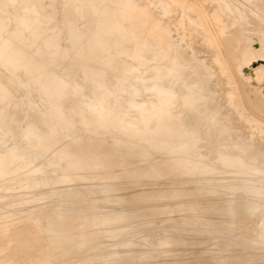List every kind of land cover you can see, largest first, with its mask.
Here are the masks:
<instances>
[{
  "label": "bare ground",
  "instance_id": "obj_1",
  "mask_svg": "<svg viewBox=\"0 0 264 264\" xmlns=\"http://www.w3.org/2000/svg\"><path fill=\"white\" fill-rule=\"evenodd\" d=\"M17 1L20 8L24 5L30 6L29 0ZM145 1L146 2L144 5H140L136 0H126V7L132 17V22H137V24L140 26L137 28L138 33L141 36L146 35L147 38L146 42L141 48L140 56L143 57V60L141 61V64L138 66V68L143 67L144 70L148 71L152 65H155V68L151 70L152 74L145 77L132 76L130 79L131 83L124 84L121 82L124 76L126 74L134 75L135 70H126L123 68L118 70L119 75L116 76V79L111 84H105L104 80L101 78H96L92 81H85L82 83L85 85L87 90L82 94L83 99H87L89 96H91L93 99H96L98 106H103L101 100L103 93L100 86H105L107 90L106 95L109 101L112 100L115 92L116 95H120V98L112 109V118L108 122L111 135L107 136L106 138L89 140L86 135H84L82 131L78 129L77 133L81 137L77 142H73L70 139L71 136L69 132H66V124L57 128H54V124H52L49 130L44 129L41 134L37 132L38 128L35 123L23 127L22 129H12L5 120V115L7 114L5 107L9 104V98L6 92L8 89L12 90L16 97H19V100L10 103L9 109L13 125L16 126L20 125V121L16 119L17 112L21 111L25 118L28 119L31 115V108H35L41 116H48L51 121L56 118L63 120L64 117L62 109L60 107H50V99L48 97L51 96L52 100L61 102L62 98H68L74 94L73 87L80 83V80L76 79L73 80V83H68L70 80L69 74L72 73V71H77V69L75 70L74 67L71 68L72 65L69 67L68 65L64 64L67 66L68 71H70V73H67L63 78L64 81H67L66 83L68 85L66 83H60V72L54 73L51 71L48 73L46 71H41V81L45 85L49 86L52 90L51 94L47 95L44 93L45 100L44 103H41L37 96L30 95L31 86L29 85V81L21 80L17 76L8 74V71L2 66L4 65L3 62L0 61V135L5 136L4 144L7 146H5L7 148L6 150L14 151L15 154L23 157L27 163H31L34 174L32 177L33 182L30 184L28 188L29 190H27L28 192L26 194L24 193L25 197L21 200L24 213L18 214L16 211L11 210L10 215L23 219L27 218L29 214H34L32 215V220L33 223L36 224V219L39 217V212L43 208L41 207L40 210L37 209V200H40V202L49 201L50 205L52 206V216L50 217V220L46 222V230L44 229V231L48 232L50 239L54 236L51 233V227L53 226L54 229H57V227L54 226L57 225V222L61 223V218H63V216L65 217L69 213H79V217L82 218V222L79 225H75L78 226L77 236L75 234L76 232L74 233L75 235H72L76 236L75 238L72 237L73 239H77L78 237L76 244L77 247H75L76 245L74 246L77 248L75 252L77 251L78 253L76 252V254L73 251V246H71L72 250L69 249L70 246H68L69 248H66L67 250H65V252L67 251L68 253L69 250L71 253L74 252L76 256L73 257V255V259L68 257L72 259H68L69 261H60L58 251L52 249L47 254L48 256L46 263L48 264L145 263V261L149 259L150 256L148 249L152 248L148 247L147 249L142 247L140 244H138L139 239L135 240V238L145 234L151 227L150 224L157 220H165L175 223L185 222V224L189 226L187 230L190 233L199 235L206 230H209V228H228L235 225L234 204L237 201V193H241L242 197H244L243 200L245 202L243 204L245 206V210L247 209L251 212H255L264 207V147L262 146L263 148L258 149L257 151L255 148L254 151L252 149L254 146L252 145L251 141H245L242 136L241 139L231 136V132H229V129L226 125L227 123L225 124L226 118L219 113L221 108L218 109V103L214 102L216 100L213 99V97L205 88L207 81L213 76L212 72L207 68L203 61L196 58L194 52H191L189 55L185 52V49L180 46V44H176L170 37L171 35L169 28L162 24L161 20L153 16L151 8H154L157 12H159L161 15L160 17L165 18L170 12V5L168 3L172 2L173 0H167L169 1L168 3H166L164 0ZM0 2L10 3V0H0ZM187 3L189 4V2ZM254 5L256 4L254 3ZM36 8L39 12L45 13V7L39 0L36 2ZM89 8L84 10L83 16L86 20V23L84 22L86 30L91 31L94 26L93 21L95 16L92 14ZM259 8H261V6ZM10 11L12 13L11 17H16L15 11L13 9ZM243 15L241 17H243ZM72 16V6H67L64 11V17L65 19H70ZM6 18L9 17H5L0 14L1 20ZM115 19H117L116 22H120L119 16ZM78 21L80 22V20ZM131 27H133V25H131ZM215 32H213L212 36H214ZM29 34L31 35V33ZM253 34L258 36V42H256L257 44H251L253 40L250 39L249 40L252 42L249 44L250 41L247 42L248 39L246 38V42L249 45H245V42L241 49L239 48L238 72L243 77V80L246 81V83L249 85L256 84L258 88L257 90L262 91L261 88L264 87V31L257 30L254 31ZM134 40L131 42V44H129V46H125L123 37L117 34L110 38L109 44L117 53L120 50H123L124 52L131 54L133 52ZM67 48L69 47L67 46ZM214 50L213 52L215 53L216 50ZM212 57L214 62L220 66V70L224 71L222 67L223 61L221 60V62L215 55ZM153 58H155V61L152 60ZM162 58H165L166 61H162ZM254 62H256V67H252ZM56 63L58 64V62ZM173 63L178 65L176 72L180 73L188 70L197 77L202 88V90H200L201 92H197L199 94H193L189 86L183 85L182 88L186 91L185 97L187 101L185 103V107L178 112L176 117H173L172 114L169 113L170 111H168L167 108L169 103L167 100L161 99L160 92H158V99H151L149 101L152 105L151 108H142L140 106V102L135 99V97H138L141 94L140 89L135 84L137 83L141 86H144L147 82H150L153 86L160 90L165 85L169 86L176 83L179 80L178 77L172 72H169V68L172 67ZM45 65L48 64L45 63L44 66ZM235 72L236 71H234V73ZM45 73H47V75H45ZM78 74L80 73L78 72ZM90 74H92V72H90ZM79 76L84 77L82 74ZM261 93V97H258V101L261 105H258L264 108V92ZM37 95L40 94L37 93ZM159 98L161 100H159ZM173 103L175 102L173 101ZM88 104L93 110H96V107L93 103L89 102ZM199 106L202 108L200 111L198 110ZM224 110L226 111V109ZM229 110L227 111L229 112ZM190 118L195 119L196 125L194 127L187 122V120ZM43 122L46 126L48 125L47 121L44 119ZM195 127L199 128L206 134H217V137L219 138H232L231 146H226L224 144L223 146H226L229 151H235L236 153H222L221 156L217 157L214 163H210L204 158L200 157L198 154L200 138L198 131L195 130L197 128ZM137 130L139 131L138 133H136ZM13 132H15L14 135L18 139H21L12 140L11 136ZM259 138L260 140L262 139L261 137ZM215 140L218 141L217 139ZM105 143L110 145L109 148L104 147ZM119 144L123 145L127 149H132L136 145H141L143 150L138 151V153H135L134 155L128 154L126 151L118 149ZM89 147H93V149L90 151ZM2 149L0 147V150ZM42 160L53 166L54 172L57 173L55 177H51L52 183L55 182L57 184L55 188L51 187L49 184L50 182L46 183L43 179L44 177L42 178V176L36 175L37 165H39ZM249 161L254 165H248ZM0 165H2V163ZM138 169L143 172V176L140 177L137 175ZM194 174L197 175L194 176ZM28 181V179L23 180L24 183H27ZM147 186H149V188H145ZM166 190H174L177 193V199L170 201L165 200V198L161 199L158 197L160 193H163ZM34 191L40 192L38 194H33ZM94 192H96V194L100 193L97 201L99 207L95 210L91 207L95 202V196L93 197ZM52 194H61L64 197L63 203L66 210L65 214L62 212L61 206H55L52 204ZM85 195L89 196L90 199L87 201L83 200L82 197ZM237 206V209H239L240 204ZM164 209L168 210L166 214L161 213V211ZM194 213L202 215L204 219H206L202 224V227L200 224L195 223L196 221L193 222L191 220ZM240 213L237 212L238 216ZM244 213L245 212H242L241 214L244 215ZM247 213L248 212L246 211L245 216ZM243 215L240 216L244 217ZM250 216H254V214L252 213ZM71 218L74 222L75 218ZM252 220H254V217ZM42 222L44 223V221ZM245 223L247 222L245 221ZM67 224H69V228L70 225L72 227V221H69ZM67 224L62 226L63 234H66L63 231V227L67 226ZM252 226H255V223ZM85 227L86 231L89 233L85 231ZM59 228H61V225ZM69 228L67 230H70ZM86 233L89 236L87 240H85L87 236ZM1 234L3 233L0 231V235ZM63 237L65 236L63 235ZM260 239L264 240V229L260 231ZM65 240L62 242L64 243ZM10 241H12V239H10ZM65 243L62 244L64 248L66 247ZM71 243L73 244L74 242ZM125 243L130 244L125 245ZM166 257V250H164L160 254L159 261L162 262Z\"/></svg>",
  "mask_w": 264,
  "mask_h": 264
},
{
  "label": "rangeland",
  "instance_id": "obj_2",
  "mask_svg": "<svg viewBox=\"0 0 264 264\" xmlns=\"http://www.w3.org/2000/svg\"><path fill=\"white\" fill-rule=\"evenodd\" d=\"M39 1L45 7V13H41L37 10V0H29L30 6L24 5L21 8H15L16 10L13 9L15 11L16 17L14 16V18L11 17L3 20L0 19V61L4 64L2 66L5 70L8 71V74L17 76L21 80H28L30 83L29 85L31 86L30 95L37 96L41 103H44L45 94L48 95L52 93L51 88L41 81V71H46L48 73L51 71H53L54 73L60 72V83L65 84L67 81H64L63 78L67 73H70V71H68L67 69V66L65 65H68L69 67L72 65L71 68L74 67L75 70L77 69V71L80 74L84 75V77L79 76L80 74H78L77 71H72V73L69 74L70 80L68 83H73V80L76 79L80 80V83L73 87L74 94L68 98H62L61 102L52 100L51 96L48 97L50 99V107H60L62 109L64 117L63 120L56 118L51 121L48 116H41L35 108H31V115L28 119L25 118L24 114L21 111H18L16 119L20 121V125H13L9 110L10 103L19 100V97H16L14 95V92L10 89H6L9 98V104L5 107V110L7 111L5 120L12 129H22L23 127L35 123L38 128L37 132L39 134H41L44 129L49 130L52 124H54V128L66 124V132H69L71 136L70 139L73 142H77L81 137L77 133L78 129L81 130L89 140L100 138L102 139L110 136L111 132L109 131L108 122L112 118V109L115 103L120 98V95H116L115 92L112 100L109 101L106 95L107 90L105 86H100L103 93L101 97L103 106H98L96 99H93L91 96H89L87 99H83L82 94L87 90L85 85L82 83L85 81H92L96 78H101L104 80L105 84H111L116 79V76L119 75L118 70L123 68L126 70H135L134 75L126 74L124 76L123 80L121 81L124 84H130V79L132 76L145 77L151 75V70L155 68V65H152L150 67V70L148 71L144 70L143 67L138 68V66L141 64V61L143 60V57L140 56V52L141 48L146 42V35L141 36L138 33L137 28L140 26L137 24V22H132V17L126 7V0ZM136 1L140 5H144L146 2L145 0ZM164 1L166 3L169 2L167 0ZM187 2H189V4ZM10 3H15L19 6L17 0H15V2L14 0H10ZM254 3L256 5H254ZM168 4L170 5L169 14L172 15L168 14L165 18H162L160 17L161 15L159 14V12H157L154 8H151L153 16L161 20L162 24L169 28L171 35L170 37L176 44H180V46L185 49V52L189 55L191 54V52H194L196 58L203 61L206 64L207 68L212 72L213 76L207 81L205 88L213 97V99L216 100L214 102L218 103V109L221 108L219 110V113L226 118L225 124L227 123L226 125L229 129V132H231V136L237 137L239 139H241L242 136L245 141H251L252 145L254 146L252 148L253 150L255 148L256 151L258 149H262L264 147V108L260 106L261 104L258 100L262 95L261 92H264V87L261 88L262 91H259L257 90L258 88L256 84L249 85L248 83H246V81L243 80V77L238 72V52L246 42V38L248 39L247 42L253 40V42L250 41L249 44L251 42V44H257L256 42H258V36L253 34L254 31H264V11H262L264 10V0H173ZM67 6H72L73 16L70 19H65L64 17V11ZM197 6L201 9L202 12ZM260 6L261 8H259ZM86 8H89L92 14L95 16V19L93 21L94 26L91 31H88L85 28L86 20L83 16V13ZM242 15L243 17H241ZM118 16L120 22H116L117 19L115 18H118ZM78 20H80V22ZM131 25H133V27H131ZM213 32H215L214 36H212ZM29 33H31V35ZM117 34L123 37L125 46H129V44H131V42L135 38L133 44V52L131 54H128L123 50H120L117 53L110 46V38ZM216 36L218 37V39ZM213 37L216 38L214 39ZM247 42L245 43V45H249ZM64 44L69 48H67V46H65ZM213 50L215 51V53L213 52ZM213 54L217 56L220 61H223L221 62L224 71L220 70V66L214 62L212 57L214 56ZM152 60L155 61V58H153ZM162 61L165 62L166 59L162 58ZM56 62H58L59 65ZM45 63L48 65L44 66ZM255 64L256 62L252 64V67H256ZM177 67L178 65L176 63H173L172 67L169 68V72H172L174 75H176L179 80L172 85H165L160 90H158V88L153 86L150 82H147L144 86H141L137 83L135 84L141 91V94L138 97H135V99L140 102V106L142 108H151L152 105L149 101L151 99H158V92H160L161 99L167 100V102L169 103V105L167 106L168 111H170L169 113H171L173 117H176L178 112L185 107V103L187 101L185 97L186 91L182 88V86H189L193 94H199L201 92L200 90H202V88L197 77L188 70L178 73L176 72ZM232 70L236 72L234 73V71ZM90 72H92V74H90ZM45 75H47V73H45ZM232 92L236 95H234ZM37 93L41 96L37 95ZM161 99L159 98V100ZM173 101L175 103H173ZM89 102L95 105L96 110H93L89 106ZM224 105L226 106V108ZM223 108L226 109V111ZM228 108L231 110H229ZM198 110H202L201 106L198 107ZM227 110H229V112ZM43 119L47 121V126L44 124ZM187 122L193 127L196 125L194 118H190L189 120H187ZM195 130L198 131L200 138L198 154L208 162L214 163L217 157L221 156L222 153L225 152L236 153L235 151H229L226 147L231 146L232 138H219L217 137V134H206L199 128ZM138 132L139 131L137 130L136 133ZM14 133L15 132H13L11 136L12 140H20L21 138L18 139L14 135ZM259 137H261L262 139L260 140ZM0 139V147L1 149L3 148V151L0 150V164L2 163V165H0V231L3 233L1 234L2 236L0 235V264H48L46 263V259L48 256L47 254L52 249L58 251L60 261L72 260L73 257H75L78 253L77 251V253L75 252V250H77V248L75 247H77L76 244L78 241V237L77 239L73 238H75L78 234V226L75 225H79L82 222V218L79 217V213H69L67 216H65L66 218L63 216V218H61V223L57 222V225L55 224L56 226H54L57 227V229H54L52 226L51 233L54 236L51 239L48 236V232L44 231V229L46 230V222H48L50 220V217L52 216V206L50 205L49 201L40 202V200H37V209L40 210L41 207L43 208L39 212V217L36 219V224L33 223L32 220V215L34 214H29L27 218L23 219L10 215L11 210L16 211L18 214L24 213V208L21 205V200L28 192L27 190H29L28 188L33 182L32 177L34 174L31 163H27L23 157L15 154L14 151L6 150L7 146L4 144L5 136L2 135ZM215 139H217L218 141H216ZM223 144L226 146H223ZM109 146L110 145L106 143L104 145L105 148H109ZM92 149L93 147H89L90 151ZM118 149L126 151L128 154L133 155L135 153L137 154L138 151L143 150L141 145H136L132 149H127L121 144H119ZM248 165L252 166L254 164L249 161ZM36 171V175H40L42 176V178L44 177V181L46 183L50 182L49 184L51 185V187L55 188L57 186V184L55 182L52 183L51 180V177H55L57 173L54 172L53 166L48 164V162L42 160L40 164L37 165ZM137 175L141 177L143 176V172L138 169ZM196 175L197 174H194V176ZM24 179H28L29 181L27 183H24ZM145 188H149V186ZM34 192L33 194H38L40 191H36L35 193ZM99 195L100 193H93V197L95 196V202L91 207L94 210L98 209L99 207L97 203ZM158 197H160L161 199L165 198V200L172 201L177 199V193L174 190H166L163 193H160ZM51 198L52 204L55 206H61L62 212L65 214L66 210L63 203L64 197L61 194H52ZM82 198L85 201L90 199V197L87 195L83 196ZM243 199L244 197H242V194L237 193V201L234 204L235 225L233 227L219 229L209 228V230H206L202 234L195 235L187 230L189 226L186 225L185 222L175 223L165 220H157L154 223L150 224L151 227L145 234L135 238V240L139 239L138 244H140L142 247L147 249L148 247L152 248L148 249L150 254L149 259H147L145 263L141 264H264V240L260 239V231L264 229V207L255 212H251L247 209L245 210V206L243 204L245 201ZM239 204V209H237V205ZM246 211L248 212L247 215L249 214L248 217L247 215L245 216ZM167 212V209L161 211V213L163 214H166ZM237 212H245L244 215L241 213L239 214V216L243 215L244 217H239ZM250 213H253L254 216H250ZM71 217H79L80 219L75 218L73 222V219ZM253 217L254 220H252ZM191 220L193 222L196 221L195 223L200 224L202 227V224L206 219H204L202 215L194 213ZM42 221H44V223ZM69 221H72L73 228L71 227V225L70 228L68 227L69 224L67 223H69ZM245 221L247 223H245ZM58 223L59 227L61 225V228L58 227ZM254 223L255 226H252L254 225ZM66 224L67 226L63 227V231L67 235L62 233V226ZM68 228L71 230V233L70 230H67ZM86 232L89 233L88 231ZM74 233L76 234V236H72L75 235ZM87 233L86 235L88 236ZM63 235L65 237H63ZM87 236L85 240L89 238V236ZM10 239H12V241H10ZM65 239H72L73 241H67ZM63 240H65L64 243L67 242L65 243V248L62 245L64 244L62 242ZM36 242L41 243L37 244ZM71 242H74L75 244H72ZM127 244L129 245L130 243H125V245ZM68 246H70V248ZM71 246H73V251L76 254L74 252H70V250H72ZM66 248L70 249L69 253L67 251L65 252V250H67ZM164 250H166L167 257L162 262H160V254Z\"/></svg>",
  "mask_w": 264,
  "mask_h": 264
},
{
  "label": "snow or ice",
  "instance_id": "obj_3",
  "mask_svg": "<svg viewBox=\"0 0 264 264\" xmlns=\"http://www.w3.org/2000/svg\"><path fill=\"white\" fill-rule=\"evenodd\" d=\"M17 7L19 6L15 3L0 2V14H2L5 17L11 18L12 13L10 10L15 9Z\"/></svg>",
  "mask_w": 264,
  "mask_h": 264
}]
</instances>
